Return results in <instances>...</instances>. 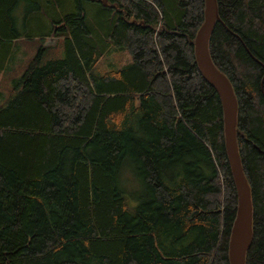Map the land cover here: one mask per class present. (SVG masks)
<instances>
[{
    "label": "trees",
    "instance_id": "obj_1",
    "mask_svg": "<svg viewBox=\"0 0 264 264\" xmlns=\"http://www.w3.org/2000/svg\"><path fill=\"white\" fill-rule=\"evenodd\" d=\"M20 3L0 0V48ZM44 3L55 30L43 36L64 56L43 48L0 104V264H230L238 194L194 46L205 0ZM217 4L209 47L237 96L252 190L246 264H264V0ZM111 47L133 63L94 73ZM130 162L137 206L119 185Z\"/></svg>",
    "mask_w": 264,
    "mask_h": 264
},
{
    "label": "rangeland",
    "instance_id": "obj_2",
    "mask_svg": "<svg viewBox=\"0 0 264 264\" xmlns=\"http://www.w3.org/2000/svg\"><path fill=\"white\" fill-rule=\"evenodd\" d=\"M44 2L45 0H21L14 11L17 35L8 39L0 48V104L8 97L12 87L22 79L30 62L43 48H48L46 53H43L46 61L64 56L62 39L53 35L43 36L55 30L50 20L39 14H45V11L40 10L45 5ZM39 20L44 23L43 27L38 25ZM132 63L133 57L127 48L111 47L99 61L94 73L101 74L109 69L123 68ZM119 185L133 206H137L145 198L144 184L133 163L123 166Z\"/></svg>",
    "mask_w": 264,
    "mask_h": 264
},
{
    "label": "water",
    "instance_id": "obj_3",
    "mask_svg": "<svg viewBox=\"0 0 264 264\" xmlns=\"http://www.w3.org/2000/svg\"><path fill=\"white\" fill-rule=\"evenodd\" d=\"M220 20L217 0H205V19L195 41V56L205 80L217 91L223 106L224 135L229 164L236 184L238 207L229 242L230 264H246L253 240L252 190L243 169L238 146V100L232 82L214 63L210 52V38Z\"/></svg>",
    "mask_w": 264,
    "mask_h": 264
}]
</instances>
